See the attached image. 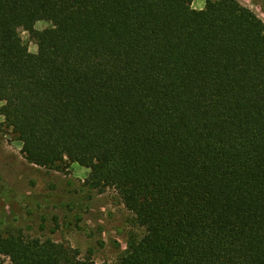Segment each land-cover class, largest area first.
<instances>
[{
    "label": "trees",
    "instance_id": "trees-1",
    "mask_svg": "<svg viewBox=\"0 0 264 264\" xmlns=\"http://www.w3.org/2000/svg\"><path fill=\"white\" fill-rule=\"evenodd\" d=\"M194 1L0 0V114L30 163L90 168L135 213L117 264H264V20ZM0 255L109 264L23 231Z\"/></svg>",
    "mask_w": 264,
    "mask_h": 264
},
{
    "label": "rangeland",
    "instance_id": "rangeland-1",
    "mask_svg": "<svg viewBox=\"0 0 264 264\" xmlns=\"http://www.w3.org/2000/svg\"><path fill=\"white\" fill-rule=\"evenodd\" d=\"M214 0H195L192 7L203 9ZM264 20V0H240ZM52 23L41 20L43 30ZM31 52L37 40L20 29ZM3 102H0V107ZM0 114V235L23 231L30 238L63 242L97 263L117 264L130 242L145 230L134 212L113 188L98 192L87 179L91 169L71 163L65 171L30 163L22 153L23 143ZM0 264H11L0 255Z\"/></svg>",
    "mask_w": 264,
    "mask_h": 264
}]
</instances>
